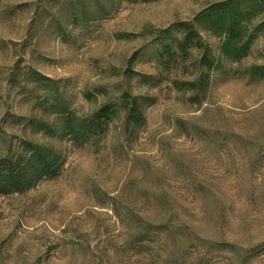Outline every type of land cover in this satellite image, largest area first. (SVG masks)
<instances>
[{
	"label": "rangeland",
	"instance_id": "rangeland-1",
	"mask_svg": "<svg viewBox=\"0 0 264 264\" xmlns=\"http://www.w3.org/2000/svg\"><path fill=\"white\" fill-rule=\"evenodd\" d=\"M218 1L0 0V154L29 139L62 157L0 195V264H264V78L250 70L264 33L240 62L220 57L204 14ZM188 24L202 46L182 54L169 31ZM55 99L119 114L78 146L32 124L58 123Z\"/></svg>",
	"mask_w": 264,
	"mask_h": 264
},
{
	"label": "trees",
	"instance_id": "trees-1",
	"mask_svg": "<svg viewBox=\"0 0 264 264\" xmlns=\"http://www.w3.org/2000/svg\"><path fill=\"white\" fill-rule=\"evenodd\" d=\"M204 14L210 18V24L206 28L221 38L220 57L224 56L235 62H240L248 55L255 39L264 33V0H220L207 7ZM184 28L179 29L181 36L174 34V30L169 31L174 32L170 35L171 39L175 40L174 44L182 54H186L191 46H202L200 31L193 24ZM164 50L171 52L167 48ZM201 60L211 67L212 61H207L206 55H202ZM250 70L252 74L264 78V62L252 64ZM36 77L39 80L48 79L39 72ZM178 83L182 84L178 85L180 87L188 86L187 88L193 89L197 82L188 80ZM128 95L127 92L122 95L121 111L128 121L140 123L143 121L140 110L142 97L134 95L129 99ZM85 96L92 99V93L87 92ZM114 105V102H104L89 112L78 114L66 103L55 99L51 110L57 116V124L51 125L42 120L31 121L49 136L67 137L78 146L93 145L106 134L110 122L118 116V108ZM19 142L16 150L0 154V195L23 193L41 179L58 173L62 164L60 153L53 147L29 139H21ZM152 227L149 225L144 229Z\"/></svg>",
	"mask_w": 264,
	"mask_h": 264
}]
</instances>
